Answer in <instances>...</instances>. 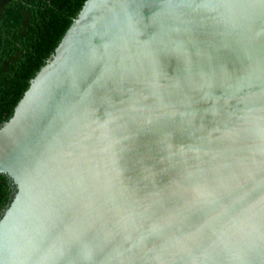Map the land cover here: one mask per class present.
Here are the masks:
<instances>
[{
    "label": "water",
    "instance_id": "95a60500",
    "mask_svg": "<svg viewBox=\"0 0 264 264\" xmlns=\"http://www.w3.org/2000/svg\"><path fill=\"white\" fill-rule=\"evenodd\" d=\"M0 175V264H264V0H87Z\"/></svg>",
    "mask_w": 264,
    "mask_h": 264
},
{
    "label": "trees",
    "instance_id": "16d2710c",
    "mask_svg": "<svg viewBox=\"0 0 264 264\" xmlns=\"http://www.w3.org/2000/svg\"><path fill=\"white\" fill-rule=\"evenodd\" d=\"M87 0H0V128L9 121ZM15 187L0 175V216Z\"/></svg>",
    "mask_w": 264,
    "mask_h": 264
}]
</instances>
